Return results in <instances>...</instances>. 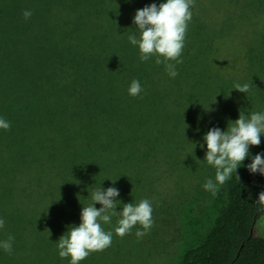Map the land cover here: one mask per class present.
Here are the masks:
<instances>
[{
  "label": "trees",
  "instance_id": "16d2710c",
  "mask_svg": "<svg viewBox=\"0 0 264 264\" xmlns=\"http://www.w3.org/2000/svg\"><path fill=\"white\" fill-rule=\"evenodd\" d=\"M160 2L0 0V116L11 125L0 129V241L14 237L0 264H69L55 242L79 225L92 188L127 172L145 178L143 165L152 168L164 145L181 147L202 135L201 124L212 128L210 104L198 105L229 89L222 68L212 67L221 48L243 50L245 72L264 70V0H193L178 75L170 78L155 57L141 62L128 41L132 19ZM133 79L142 87L135 97L127 92ZM242 97V105L236 98L224 107L264 111L259 91ZM195 107L202 119L192 122ZM252 147L253 156L264 153V135ZM250 162L228 183L216 224L184 248L181 264H264V236L255 229L264 217L257 200L264 176L250 174ZM187 217L188 236L196 225ZM90 261L103 258L92 252L80 264Z\"/></svg>",
  "mask_w": 264,
  "mask_h": 264
},
{
  "label": "rangeland",
  "instance_id": "374dc122",
  "mask_svg": "<svg viewBox=\"0 0 264 264\" xmlns=\"http://www.w3.org/2000/svg\"><path fill=\"white\" fill-rule=\"evenodd\" d=\"M214 58L216 61L212 67L222 68L221 75L228 82L229 89L225 92L216 89L217 91L210 97H204L198 107L202 110L209 103L210 105H207L204 111L208 112L207 117H215V119L210 117L214 120H210L209 124L224 131L227 125L230 126L238 118L240 112L246 115L241 106L242 95L245 93L234 89L235 86L247 84L248 91H259L260 97H264V70L255 69L254 73L245 72L242 69L245 68V56L243 50L240 51L238 48L223 47ZM215 72L217 71L214 70L213 74ZM165 92L172 96L171 92L167 90ZM236 98L240 100L241 105L232 104L230 109L224 107L227 105L226 101L236 100ZM199 108H194L192 122L202 119L197 111ZM204 120L206 122L207 118ZM200 129L202 135L199 138L195 136L181 147H172L173 144L164 145L159 161L152 168H148V164L143 165L142 169L146 170L147 174L145 178L127 172L126 176L120 179L101 180L102 189L111 186L119 190L118 199L122 204L138 203L142 199H148L152 206L153 220L151 229L142 238L135 236L139 225L133 227L131 234H126L123 238L117 236L114 232L118 219L116 216L112 218L111 223L102 224L105 231H113L111 246L97 252L99 257L103 258L102 264H181L184 248L200 243L207 231L216 224L226 204L228 183L235 176L222 184L215 195L203 189L202 185L206 179H214L215 169L203 160L206 145L201 148L200 144L203 143V134L208 130L203 129L202 124ZM196 130L198 133V128ZM252 150L253 147L249 148L250 153ZM156 156L159 157L156 154L155 159ZM241 166L237 168V173ZM90 202L91 198L85 201V204ZM168 204L176 207L177 212L167 209ZM122 206L117 205L115 210L120 211ZM94 207L99 209L101 205L95 203ZM164 209L169 211L167 215ZM206 210L207 213H205ZM188 214L196 228L187 236L183 234V224L188 221ZM255 229L259 235L264 236V217L257 221ZM190 237L191 244L187 243V238ZM89 264H92V261Z\"/></svg>",
  "mask_w": 264,
  "mask_h": 264
},
{
  "label": "clouds",
  "instance_id": "9594fccd",
  "mask_svg": "<svg viewBox=\"0 0 264 264\" xmlns=\"http://www.w3.org/2000/svg\"><path fill=\"white\" fill-rule=\"evenodd\" d=\"M193 0H161L159 4L151 3L135 11L132 19L135 31L129 35L130 45L138 49L139 60L147 62L155 57L157 64L163 63L170 78L178 75L176 65L182 63L181 53L184 48L185 34L192 19ZM28 19L32 12L22 13ZM174 61V63H173ZM241 93L248 91V85L235 86ZM130 96H138L142 92L141 84L133 79L127 89ZM10 122L0 116V129L8 130ZM264 135V111L250 114L239 113L238 118L226 130L218 127L210 128L203 134L200 144L205 149L203 160L215 169L214 179L208 178L202 185L205 191L215 195L219 187L233 176H237V168L243 165L246 158L251 162L244 165L250 174L259 173L264 176V153L254 156L250 146H259ZM196 146V145H195ZM116 187L102 189L101 186L91 189V202L82 206L79 225L68 227L67 231L55 242L58 256L67 258L69 264H80L92 252H99L111 246L113 231H105L102 224H109L114 216L118 217L114 232L123 238L131 234L134 226L137 238H142L151 229L152 206L148 199L138 203H123ZM258 201L264 202V191L258 193ZM99 203L101 207H94ZM117 205H123L116 211ZM5 221L0 218V229ZM11 235L0 241V250L11 253L13 248Z\"/></svg>",
  "mask_w": 264,
  "mask_h": 264
}]
</instances>
